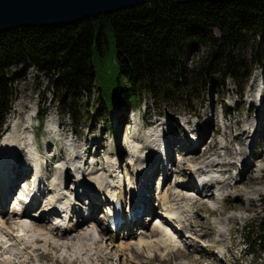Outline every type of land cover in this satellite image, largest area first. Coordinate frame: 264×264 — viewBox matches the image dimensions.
<instances>
[{
	"label": "rangeland",
	"instance_id": "1",
	"mask_svg": "<svg viewBox=\"0 0 264 264\" xmlns=\"http://www.w3.org/2000/svg\"><path fill=\"white\" fill-rule=\"evenodd\" d=\"M114 45L113 36L110 35L109 47L103 60V65L108 70L113 69ZM204 54L205 52L202 48L193 56H190V58L197 60ZM252 69L249 78L244 80L245 84L242 88H238L231 78H226L222 85L218 84L217 80H215L216 85L212 87L205 86V89L201 90L199 95L191 94L189 102L181 99V97V100L173 99L165 102L162 97L143 92L141 96L136 98L138 100L136 103L128 105L126 100L121 99L113 107L109 108V111H105L104 109H100L99 111L98 108L97 111L95 109L92 111V104L97 106V91L91 90L90 93L80 92L74 96L71 94L61 95L60 91L50 85L48 76L44 71L34 66L25 68L17 65L10 70V74L17 77L12 84L11 107L6 116H4V124H2L0 129V143L7 131H12L14 123L22 124L25 122L24 114L34 106V117H32L29 128L33 129L31 136L33 134V142L37 146L40 160L43 162L42 175L51 177L54 172L52 166L55 164V161L50 160L51 163H48L50 166L47 165L48 169L46 168L47 156L52 155V153H55L57 156L59 155L63 159L64 157L69 159L67 153L69 151L71 153V150H69L70 148L68 149V141L76 145V149L74 148V150H81V153L85 157L88 156V160L96 161L95 167L103 166L107 157L109 160H117L116 162L120 165V174H123L127 170L125 159L126 157L128 158V151L130 144H132L131 140L135 136L133 133L135 129L137 130L136 138L138 136L142 139L143 146H145L148 144L147 133L152 129L163 131V133L161 132L163 135L170 130L164 137L165 142L172 139L174 135L177 136L176 139H180L183 133L182 130L187 129L183 123L187 121L186 126L195 127L193 130L198 133L195 138L197 149L185 152L189 155L186 158L188 165L186 163L182 164L183 167L181 168L179 167L180 160L177 161L176 158V155H179L180 151L177 149V153L173 154L172 150L170 155L172 159L174 156V161L176 162L171 168V176L169 175L170 177L168 176L167 178H161L160 176L161 180H159L158 185L155 182L152 184V189H156L154 192L157 193V186H161L163 193L168 191L171 193L172 198L176 197L177 193H174V183L178 178L177 171L184 176L185 184H188L189 179L193 181L194 178L187 176L186 172H183V169L190 167V165L193 166L194 163H199L200 160L208 158L216 153V151L217 154L222 152V155L228 153L226 156H221L223 158L220 157L221 160H225V157H227L228 161L232 151L235 157L237 152L240 153L239 151L245 149V157L243 156V158L249 161V166L253 167V169L251 167L246 169V174L243 169V175L233 176L236 180L245 179V182L239 183L238 187L236 183L234 184V179L230 180V178H227V183L230 184L228 185L229 189L226 190L231 196L227 195L223 200H220L218 195L216 197L211 195L205 201L192 202L190 199V206L194 212L193 225L195 226V233L192 234V237L199 236V241L189 239L185 243L187 246L185 245V247H182V249L176 251L173 255H167V259L165 257L157 258L148 264H181L183 262L190 264H264V244L254 247L245 244L250 239L251 234L253 238L256 237L255 233L257 231L256 227H254V232L249 231L251 233L248 234L245 229L246 226L264 218V169L260 173V171H257L258 168L255 167L257 166L255 163L264 165V130L263 134L259 136L261 129H264V98H259L260 93L264 91V65L255 66ZM217 79L220 80L221 76H218ZM255 100L257 105L253 104L251 106V101ZM192 108H195L194 111H197L196 116L190 115ZM44 111L45 116L41 127V125L37 124L36 118L39 113ZM72 112L78 114L74 121L71 115ZM190 116L195 117L190 118ZM252 118L253 122L250 121ZM214 120L215 124H212ZM197 122L201 123L197 125ZM260 122L261 124L258 125ZM50 123H53L55 126H53L52 130L49 127ZM253 123L256 124V127L253 126ZM238 125H241V131L238 129ZM54 128L56 131H54ZM246 130L249 131V134ZM203 131L209 132L210 135L204 142H201L200 135H204ZM29 133L30 131L25 134L29 137ZM150 134L152 133H148L149 137ZM224 135L227 137L225 138ZM234 135L237 136L238 140L234 138ZM227 139L230 140V148L227 147L228 150L225 148ZM240 142L244 143L241 144ZM180 146L181 144L179 143L176 147L179 148ZM250 152L251 155L253 153L256 155L257 160L249 156ZM94 153L96 154L93 157ZM66 154L67 156H65ZM221 165L230 168L231 171L233 169L237 173V167L235 166L236 168H234L233 164L222 163ZM129 167L131 168L130 163ZM162 167L161 164L160 168ZM217 169L219 171L223 170L221 166L217 167ZM103 174V176H106L105 173ZM258 174H261L260 178H256ZM69 176L73 178L72 171L69 172ZM225 176L228 177L229 175L226 173ZM70 177L68 181L72 182ZM156 177H158L157 171L152 175V179ZM70 189L71 193L73 188L70 187ZM255 189L260 190L258 194H252V197L246 195V191ZM10 210L11 208L8 209V212ZM98 212L100 213L101 211L98 210ZM9 214L6 212L4 215L8 218ZM98 217L96 216V219L101 222ZM96 221L94 222L98 223V226L99 222ZM218 221H225L223 225L230 226V234L220 235V225L215 223ZM89 222L91 220L81 223L82 225H79L76 229L77 232L75 231L72 236L80 230L83 231L80 227ZM100 224L103 226L102 222ZM147 230H149V226L146 224V226H139V231L134 236L128 235L126 238H123L121 234H118L119 237H114L116 242L113 243L119 244L121 241H126L130 242L133 246L136 243V239L144 236L141 231L147 232ZM259 233L263 235L264 231H260ZM102 235L104 234L102 233ZM251 248L254 249V253L249 252ZM114 250L117 249L114 248ZM224 250H228L227 254H224ZM129 251L116 252L120 253L121 259L124 260L125 264L126 257L127 259L132 258V254L137 258V261L135 260L136 263H144L150 259L148 255H145L146 260L140 261L141 255H138L134 250V246L131 247L132 254H127ZM47 258L45 260L42 259L40 262L42 264H70L68 260L62 262L60 260L54 261V259L47 260ZM115 262L117 263V261ZM96 264H104V262H96Z\"/></svg>",
	"mask_w": 264,
	"mask_h": 264
},
{
	"label": "trees",
	"instance_id": "2",
	"mask_svg": "<svg viewBox=\"0 0 264 264\" xmlns=\"http://www.w3.org/2000/svg\"><path fill=\"white\" fill-rule=\"evenodd\" d=\"M110 35L115 44L112 70L103 65ZM202 48L205 54L192 60L190 56ZM17 65L44 71L61 95L97 91L92 111H109L121 99L136 103L143 92L165 102L180 97L189 102L191 94L199 95L205 86L216 85L215 80L222 85L231 78L242 88L252 68L264 65V0L184 4L166 0L73 24L3 31L0 129L17 77L10 70ZM71 115L76 120L78 114ZM44 116L45 111L39 113L40 123ZM254 227L256 233L264 231V218L245 229L250 234ZM256 233L247 245L264 244V234Z\"/></svg>",
	"mask_w": 264,
	"mask_h": 264
},
{
	"label": "bare ground",
	"instance_id": "3",
	"mask_svg": "<svg viewBox=\"0 0 264 264\" xmlns=\"http://www.w3.org/2000/svg\"><path fill=\"white\" fill-rule=\"evenodd\" d=\"M259 98L261 99L264 98V91L260 93ZM253 104L254 105L256 104V100L251 101L250 105L252 106ZM33 109L34 106H32L31 109L24 114L25 120L24 119L23 120L25 122H23L22 124L14 123L12 125V131H7L4 138L2 139V142L0 143V178L3 177L7 178V180L4 181V184L6 186L5 187L6 194L0 198V203L3 205V209L0 211V214H2L0 215V264H42V262L40 261L42 259L45 260L47 257H49L47 258V260L48 259L50 260L54 259V261L60 259L68 260L70 261L71 264H96V262H102V261L104 262V264H111L112 259H113L112 264H117V263L125 264L124 260L121 259L120 253L118 254L116 252L117 251L123 252L125 250L126 251L130 250L127 254H132L131 247L133 246H134V250L138 253V255H141L143 253L144 255H148L150 257V259L147 260L146 262L144 263L140 262L137 264H148L149 262L161 257H165V259H167L166 256L168 254L173 255L175 254L176 251L182 249V247H185L186 245L185 243L186 241H189V239L199 241L198 239L199 236L192 237V234L195 233L194 231L195 226L193 225L194 212L192 208L189 205H187L188 203L185 202L183 199L184 196H186L187 191H192L189 188L193 187L195 188V190L199 192V194H196L194 198L187 197L188 199H193L194 200L193 202H198L201 200L205 201L207 198H210L211 195L215 197L218 195V198L220 200H223V198L225 199L227 195H230L229 193H227L226 190L229 189L228 185L230 184L227 183L228 179L230 178V180L231 179L233 180L234 175L237 176H239L240 174L243 175L244 172L242 170L244 169L245 171L246 169H249V167H251L249 166V161L243 158V156L245 157V153H244L245 149L239 151L240 153L237 152L235 157L233 156L234 152L232 151L230 154V159L228 161H227L228 159L227 157H225V160H221V158H223L221 156H226L228 154L227 153L228 151L226 152L227 153L226 155L225 154L222 155V152L217 154L216 151V153L212 154L208 158L200 160L199 163L197 164L193 162L194 165L193 166L190 165V167L184 168L183 172H186L187 169L188 170L190 169L188 172V176H191L193 178L197 176L198 177L197 181L190 180L188 184H183L184 181H179L175 183V192L177 193V196L172 199L171 206H174L177 215H172L168 213H164V215H160L159 216L160 225L154 226V229L149 230L147 233L144 232L145 236L136 239V243L133 244V246L132 244H130V242H126V241H121L119 244H115L113 243L116 242L114 240V235L106 232L105 228L101 226L98 219H96L95 213L89 215L87 217L88 219L86 217L83 218L82 216L79 215L78 217H82V218H80L81 221L78 219L76 224H73V222H71L70 219H67V216H74L78 212L80 213V211H78V209L75 206L76 202L74 200L75 199L74 197L79 196L80 190L89 191V189H92L94 190V193L98 197H102V196L108 197L110 200V204L114 202L116 196L119 198L121 197L122 189L124 190L125 188L122 187V183L120 179L121 174L119 173L117 169L118 166L116 165L117 160L116 161L112 160L110 164L108 162L109 158L108 157L105 158L106 168H107L106 171L108 174L106 176H103L104 175L103 173L99 174L100 169L93 171L95 164L91 165L90 162L88 163L83 160L81 151L74 150V148L76 149V145L70 144L68 149L70 148L69 150H71V153L70 151L67 153L69 155V159L65 157L63 159L59 155L57 156L55 153L54 154L52 153V155L47 156V161L49 160L55 161V164L53 166L51 165L54 169L53 170L54 172L52 173V177H46L45 179H43L41 175L38 177L39 184H43L42 188L47 186L44 189L48 190L47 195H49L45 199L44 204L39 210L38 213L39 216L34 217L35 213L34 212L32 213L28 210H24L20 214H18L16 210H13L12 213H10L7 218L4 215V209L6 208L4 204H6L8 196L11 195L12 193L14 182L16 181L17 178L21 176L20 174L21 171H19V169L21 168V166L22 167L25 166L27 168L31 164L37 166V159L35 158V155H37V153L35 154V152L33 151L34 146L31 143V138H30L31 133H33V129L31 130V127L29 128L30 126L29 124L30 122H32L31 121L32 117H34ZM250 121L253 122V118L250 119ZM187 123H188L187 121L183 123L184 127L187 128L184 129L187 132V134H185L184 137H180V139H176L177 136L174 135L172 139H169L167 142H165L164 137L170 132V130L166 132L165 135H163L161 134V132L163 133V131L161 130L159 131V129L158 130L152 129L151 131L148 132V133H152L150 134V137L148 136V133L146 136L148 140V144L143 146V143L141 141L142 139H140L138 136L137 138L136 136H134V139H132L131 141L132 144H130V149L128 151V159H129V163L131 164V169L134 170V173L138 175L137 179L134 182L135 184H137L138 181H140L144 173L148 181L151 180L152 175L157 169V166L156 165L152 166V164H150V161L153 158H156L158 156L160 157L161 151L163 149L165 151V155H164L165 160L167 158V162L170 163L172 159V157L170 156V152H172L174 147L178 146L179 143L183 146H186L187 148H191L195 146V145L192 146V144L190 143L191 142L195 143L193 141L194 139L193 135L197 136L198 133L193 130V128L195 127L186 126ZM199 123L197 122V125ZM52 124L53 123L49 124L51 130L53 129L54 126V124L53 125ZM212 124H215V120L212 121ZM260 124L261 122L258 123V125ZM238 126H239L238 129L241 131L242 130L241 125ZM253 126L256 127V124H254ZM263 130L264 129L262 128L259 133V136L263 134ZM28 131H30L29 137L27 136V134H25ZM54 131H56L55 128ZM246 132H248L249 134L248 130H246ZM190 133L193 135H190ZM202 133L204 135L202 136L200 135L201 142H204V140H206V138L210 135V133L207 131L205 132L203 131ZM224 136L225 138L227 137L226 135ZM234 138L238 140L236 135H234ZM226 141L227 144L225 148L227 149V147L230 148L229 146L230 140L227 139ZM194 149L195 148L190 149L187 152H191ZM67 154L65 156H67ZM188 156L189 155L186 153L182 154V158L180 160V166H179L180 168L183 167L182 164L188 162V160H186ZM249 156L257 160V157L254 153L251 155L250 152ZM147 159L149 163H147L148 165L144 167L145 166L144 163ZM222 163L233 164L234 168L237 167V173H235L233 169L231 171L230 168L222 166L221 165ZM255 164H257V166H255L258 168L257 171H260L261 173L264 169V165L261 163L260 164L255 163ZM47 165L46 168L48 169ZM219 166H221L223 170L219 171L217 169V167ZM38 168L39 169L37 170L36 175L40 173V167ZM167 168L168 165L164 168V170H167L164 175L165 178H167L169 175L171 176V172H172L171 167L168 169ZM251 169H253V167H251ZM70 170L72 171L73 178L69 176V172H71ZM226 173L229 175L228 177L225 176ZM178 174L179 171H177V175ZM179 175L181 176V174ZM260 175L259 174L258 176L256 175V178H260ZM69 177L70 180L72 181L71 187L73 188L71 193L64 190V187L62 186L64 183H66V181L69 180ZM234 180L233 182L234 184L236 183L237 187L239 186V183L245 182L244 181L245 179L236 180L235 178ZM47 182L48 184H45ZM87 184H90L91 186L88 188H83ZM35 187L41 188V186L38 185H35ZM211 187L212 189H210ZM259 191L260 190L258 189L252 191H246V195L252 197L251 196L252 194H258ZM153 193H154V189H153ZM162 193L163 191L161 190V186H159L158 187L159 198L162 200V203H166L167 202V198L165 197L166 194H162ZM44 194L43 195L40 194V197H44L45 196ZM192 194L194 193H189V195L191 196ZM220 194L221 196H219ZM72 195H74V197ZM40 197H36V196L33 197L34 202L40 200ZM15 198L17 200H20L17 197ZM34 202H32V205ZM79 207L81 209V206ZM57 209L61 210L63 214L58 222L52 223L49 221V219H47L46 214L48 213L56 214ZM145 211H146V207H145ZM110 212H111V208L109 207L107 213ZM141 218L142 216H140V218L136 220L140 225L141 223L138 220ZM172 218L176 219V222L174 224L171 223ZM189 218H191L190 228H189L191 234L184 236L181 225L184 220L187 221ZM90 219H92L91 220L92 223L89 222L90 224L87 223L86 225L80 227V229H83V231L80 230L78 231V233L72 236L81 223H85ZM95 220L99 222L98 226H97L98 223L94 222ZM215 223L220 225L219 227H220L221 236H223L226 233L230 234L231 231L230 226L228 227V225H223V223L225 224V221L222 222L218 221ZM102 233L104 235H102ZM128 234L134 236V232ZM122 237L124 238L125 235H122ZM114 248H116L117 250H114ZM114 259L115 261H117V263L114 261ZM135 260L137 261V258L134 256V254H132V258L127 259L126 257V261H127L126 264H131L132 262H136ZM181 264H190V263L183 262Z\"/></svg>",
	"mask_w": 264,
	"mask_h": 264
},
{
	"label": "water",
	"instance_id": "4",
	"mask_svg": "<svg viewBox=\"0 0 264 264\" xmlns=\"http://www.w3.org/2000/svg\"><path fill=\"white\" fill-rule=\"evenodd\" d=\"M166 0H0V33L20 27L73 24L100 14ZM228 3L237 0H171Z\"/></svg>",
	"mask_w": 264,
	"mask_h": 264
}]
</instances>
